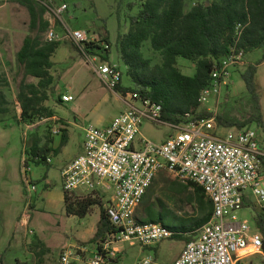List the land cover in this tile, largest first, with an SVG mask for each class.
Listing matches in <instances>:
<instances>
[{"label":"rangeland","instance_id":"rangeland-1","mask_svg":"<svg viewBox=\"0 0 264 264\" xmlns=\"http://www.w3.org/2000/svg\"><path fill=\"white\" fill-rule=\"evenodd\" d=\"M204 1L212 0H187L185 10ZM139 3V0H72L70 11L63 18L71 31H82L89 40L98 42L108 38V62L120 71L123 87H129L130 82L125 76V66L119 60L117 39L128 31L130 18L138 14ZM46 18L61 39L52 57L54 83L48 90V100L44 104L54 117L24 125L20 122L17 102L23 74L17 65L16 54L29 33V13L17 0H0V77L7 82V85L0 82V92L8 101V112L0 114V264H57L59 255L66 250L86 249V257L95 250V243L90 241L97 229L100 207L94 206L85 218L68 216L63 201L61 173L80 155L85 130L90 126H107L125 109L120 95L101 83L89 57L78 52L73 42L65 38L62 24L54 22L49 15ZM142 52L151 65L162 63L160 54L152 50L149 42L143 45ZM256 64L255 91L259 108L264 113V49L246 53L243 63L231 71L228 86L222 88L220 95L200 107L199 112L213 115L225 113L241 122L247 120L251 112V96L241 74L247 66ZM177 68L185 76L195 74L194 63L183 58L177 59ZM26 82L37 84L38 80L28 77ZM64 95L72 96L73 101L62 102ZM60 120L65 122L68 135L67 144L61 152L57 155L52 152L47 156L51 159L48 166L25 164L27 151L35 140L42 146L50 139L51 147L59 148L61 137L53 136L51 130L59 127ZM232 128L217 129L225 134ZM246 128L257 132L259 144L264 149V130H257L255 126ZM140 132V136L146 140L162 143L176 130L170 124L147 121L142 124ZM28 167L30 172L25 174ZM26 178L30 179V185L36 186L35 191L29 190ZM179 183L172 173L160 172L137 208L136 219L160 220L168 228L184 231L183 228L190 225L186 218L194 217L195 209L189 202L192 188H174ZM74 194L82 196L89 193L77 190ZM97 194L104 207L112 199L111 192L98 191ZM250 200L256 211H260L256 199L250 197ZM237 216L239 221H246L252 231L259 233L251 207L243 208ZM183 239V234L166 239L156 245L155 250H142L139 246L129 247L125 244L122 248L126 253L118 264H141L149 257L156 264H172L184 248ZM242 264H264V259L255 255Z\"/></svg>","mask_w":264,"mask_h":264},{"label":"built area","instance_id":"built-area-1","mask_svg":"<svg viewBox=\"0 0 264 264\" xmlns=\"http://www.w3.org/2000/svg\"><path fill=\"white\" fill-rule=\"evenodd\" d=\"M71 1L42 0V3L47 8L46 15L62 24L65 38L83 49L84 43L95 41L89 40L82 31L68 28L63 18L70 11ZM49 22L44 40L59 42L61 39ZM244 56L243 49H230L211 72L210 83L199 99L201 107L228 86L231 71L243 63ZM98 58L89 57V61L101 83L114 92L122 75L115 65ZM119 95L124 111L105 127H88L82 153L61 173L63 190L67 193L111 192L112 199L105 206V212L114 230L90 256H85L86 249L66 250L59 255L57 264H110L119 261L125 244L153 248L169 239L171 232L161 224H141L135 217L144 196L162 171L172 173L181 183L199 186L212 204L210 221L198 230L193 241L185 243L172 264H242L255 255L264 259L260 233L252 231L237 216L246 201L252 203L250 197L256 199L260 211L264 212V149L257 132L251 128H232L221 134L213 118L191 121L187 114L186 122L171 125L175 134L165 142L153 143L140 136V128L147 121L163 124L161 107L142 98L137 91ZM61 99L64 103L73 101L70 95ZM51 131L53 136L61 134L59 127ZM47 163H51L50 158ZM29 172L28 167L25 174ZM25 183L30 191L36 190L29 178ZM141 264L156 263L149 257Z\"/></svg>","mask_w":264,"mask_h":264},{"label":"trees","instance_id":"trees-1","mask_svg":"<svg viewBox=\"0 0 264 264\" xmlns=\"http://www.w3.org/2000/svg\"><path fill=\"white\" fill-rule=\"evenodd\" d=\"M29 13V33L23 39L16 54L18 67L23 79L19 85L17 102L20 106V122L33 125L37 121L54 117L44 106L48 100V90L54 83L51 73L52 57L60 46V42H46L44 33L50 27L46 18L47 8L42 0H17ZM187 0H139L138 14L130 18L129 29L120 34L117 39L119 60L125 66V76L130 86L123 87L121 83L113 91L124 95L129 91H137L142 98L150 99L161 107V121L177 126L188 119L213 118L220 128L244 129L255 126L264 130V113L261 112L257 95L255 77L257 64L247 66L241 78L250 93V115L241 122L225 113L213 115L201 113L199 102L203 89L210 83L211 72L218 67L220 61L230 49H243L244 53L264 49V0H212L197 3L185 10ZM240 27L237 29V27ZM149 42L153 51L161 56L160 65H151L144 57L143 45ZM74 48L85 57H99L108 63L109 42L105 37L101 41L84 43L83 49L75 44ZM183 58L194 63L195 74L192 77L183 75L177 68V59ZM32 77L37 84L27 83ZM7 85L6 79L0 77V82ZM8 101L0 92V114L7 113ZM59 122V148L51 147L50 139L40 146L39 141H33L29 147L25 164L35 166L47 165L50 153L59 154L67 144L66 124ZM188 190L193 194L189 199L195 209V216L186 218L190 221L184 231H176L164 226L160 220L142 221L141 224H161L171 232L169 239L184 235V242L194 240L198 230L207 224L212 216L211 201L203 190L191 183L175 184L174 188ZM146 196V195H145ZM144 196V198H145ZM143 198V200H144ZM65 211L68 216L85 218L94 206L100 207L99 222L94 237L90 243H95L99 249L106 235L113 231L102 199L96 193L76 195L63 192ZM143 202V201H142ZM110 203V202H109ZM108 203V204H109ZM107 206V205H106ZM254 210L255 228L259 231L264 244V212L256 211L255 206L246 201L243 208Z\"/></svg>","mask_w":264,"mask_h":264},{"label":"crops","instance_id":"crops-1","mask_svg":"<svg viewBox=\"0 0 264 264\" xmlns=\"http://www.w3.org/2000/svg\"><path fill=\"white\" fill-rule=\"evenodd\" d=\"M82 150H83V148H82ZM81 153H82V151H81ZM80 153V154H81ZM77 157V156H76ZM75 157V158H76ZM253 205V204H252ZM198 233V232H197ZM130 247V246H129ZM142 250H155L156 248L154 247V248H141ZM125 253H126V251H125V249L124 248H122V251H121V253H120V255H119V257L121 258V259H119V261L118 262H120L122 259H123V257H124V255H125ZM180 253H181V251L177 254V256H176V258L175 259H177L178 257H179V255H180ZM118 262H114V263H110V264H118Z\"/></svg>","mask_w":264,"mask_h":264}]
</instances>
